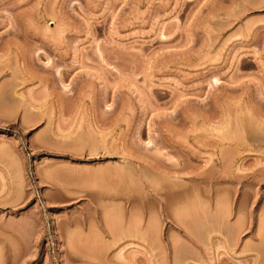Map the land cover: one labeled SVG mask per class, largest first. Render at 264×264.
Listing matches in <instances>:
<instances>
[{
    "label": "rangeland",
    "instance_id": "obj_1",
    "mask_svg": "<svg viewBox=\"0 0 264 264\" xmlns=\"http://www.w3.org/2000/svg\"><path fill=\"white\" fill-rule=\"evenodd\" d=\"M0 264H264V0H0Z\"/></svg>",
    "mask_w": 264,
    "mask_h": 264
},
{
    "label": "bare ground",
    "instance_id": "obj_2",
    "mask_svg": "<svg viewBox=\"0 0 264 264\" xmlns=\"http://www.w3.org/2000/svg\"><path fill=\"white\" fill-rule=\"evenodd\" d=\"M170 188V187H169ZM174 196H176V195H174ZM177 197V196H176Z\"/></svg>",
    "mask_w": 264,
    "mask_h": 264
}]
</instances>
